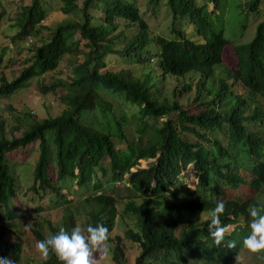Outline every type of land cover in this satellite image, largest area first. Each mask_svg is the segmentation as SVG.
Listing matches in <instances>:
<instances>
[{"label":"trees","instance_id":"trees-1","mask_svg":"<svg viewBox=\"0 0 264 264\" xmlns=\"http://www.w3.org/2000/svg\"><path fill=\"white\" fill-rule=\"evenodd\" d=\"M232 2L253 20L247 43L226 39L222 22ZM54 3L64 19L49 26ZM144 5L145 11L139 0H0V32L8 22L16 32L6 45L0 36V100L36 81L43 96L63 106L44 120L17 117L20 138L8 139L0 114V225H31L36 246L60 227L103 224L116 264H130L129 246L139 250L134 264H264V251L243 246L251 231L247 209L264 204V0ZM161 9L168 33L154 35L147 17ZM29 40L36 43L27 67L6 76ZM232 45L237 62L229 70L224 53ZM111 57L131 68L108 70ZM65 58L71 74L45 80ZM192 106L197 114L188 112ZM33 144L38 157L30 174V160L19 164L9 155ZM142 161L153 162L141 168ZM191 169L194 190L185 174ZM217 201L225 204L221 225L233 227L219 246L209 231ZM57 211L60 223L39 221ZM13 234L0 233V257L24 264L23 243L9 244ZM28 264L62 262L50 252Z\"/></svg>","mask_w":264,"mask_h":264},{"label":"rangeland","instance_id":"rangeland-1","mask_svg":"<svg viewBox=\"0 0 264 264\" xmlns=\"http://www.w3.org/2000/svg\"><path fill=\"white\" fill-rule=\"evenodd\" d=\"M141 8L143 11H145V2L146 0H139ZM54 15L51 17L50 22L47 24L51 26V24L59 23L61 20L64 19V16L58 13L59 5L54 3ZM15 9V6L12 5L9 10L10 12ZM15 11V10H14ZM158 17H155L154 15H148V23L152 27V32L154 35H160V34H167V30L170 24V19H166V12L164 10H160ZM253 20L250 19L248 21H245L244 17L241 15L240 9L237 7V3L232 2V4L229 6V8L225 9V17H224V23L222 22V26L224 28V32L226 35V39L233 44H240V43H247L249 42L252 37V33L254 35L255 29L252 28ZM247 26L249 29L247 31H243L242 27ZM11 23H6L1 28L0 36L1 42H3L5 45L8 44L9 40L7 39L10 36L15 35V30H13L11 27ZM36 42L34 40H29L28 43H26V50L25 54L19 59L18 64L12 68L10 71L5 72V75L8 77L15 78L25 67H27L26 60H30L33 56L32 48L33 45ZM234 45L227 47L224 53V65L227 69L233 70L236 66L237 60L235 59ZM107 69L112 70L115 72H120L122 69H130V65L123 64L119 60H116V58L111 57L107 59ZM71 74V69L68 66L66 58L61 62L59 65V68L57 71L45 78V80H53V79H66ZM217 76L223 75L222 70L216 71ZM2 77V73L0 71V80ZM0 109H2L1 117L3 118V121L6 125L7 129V137L8 139L20 138L23 131V125H21L19 122H17V117L23 118L25 114H30L37 120H44L51 117H56L61 114L63 110V106L60 105V103L56 100L53 96H43L37 89L36 81L32 83V86L30 89L24 90L19 92L16 95V98L12 100H0ZM188 112H193L194 114H197V107L192 106L188 107ZM38 144H33L27 147L25 150H19L17 152L12 153L9 155V159L11 162H17L19 164L27 162L30 160L31 165L28 170V172L31 174L33 169V162L35 158L38 157L37 153ZM153 161H142L141 162V168H147L149 163H152ZM28 176L29 180L30 176L27 173H24ZM187 177V184L188 187L191 190L195 189L196 186V178L194 175V172L192 169L190 171H187L185 173ZM123 186V185H122ZM121 186V187H122ZM67 194V192L65 193ZM69 201H74V196L69 195ZM263 203V200L260 201ZM15 206H20V203H15ZM63 213L62 211H57L53 213H46L43 215L39 221H52L56 223H60L62 221ZM204 218H202L203 220ZM3 225H0V233H5L6 230L13 229L14 234L10 238L9 244L16 242L20 240L23 243L24 246V252H25V262L24 264L32 263L33 261L40 260L41 253L38 251L36 246L34 245L33 239L31 237V230L27 226H24L23 228H20V226H9L4 225L6 228H2ZM233 227H229V231H232ZM118 229L116 230V232ZM108 247V246H107ZM110 249V253L107 256H104L103 254V248L99 251L96 249H93V258L95 259V264H116L113 261V249L108 247ZM139 254V250L136 247L129 246V250L127 253V259L130 264H134L135 259L137 258ZM258 262L254 258H249V260L245 264H257ZM261 264V263H259Z\"/></svg>","mask_w":264,"mask_h":264},{"label":"clouds","instance_id":"clouds-1","mask_svg":"<svg viewBox=\"0 0 264 264\" xmlns=\"http://www.w3.org/2000/svg\"><path fill=\"white\" fill-rule=\"evenodd\" d=\"M249 215L250 234L243 238V246L250 252L264 251V204L251 205L247 209ZM225 212L223 201H217L212 211V219L209 224L210 235L213 243L219 246L228 233L227 225H221L220 217ZM215 229L214 231L212 229ZM109 239V229L103 224L95 226L88 224L84 227L77 225L67 230L60 227L57 232L50 233L44 239L36 242V248L41 255L47 257L54 253L62 264H95L93 249L99 251L103 248L104 256L109 255L110 249L105 246ZM226 247L232 248L234 244L227 243ZM0 264H13L10 259L0 257Z\"/></svg>","mask_w":264,"mask_h":264}]
</instances>
